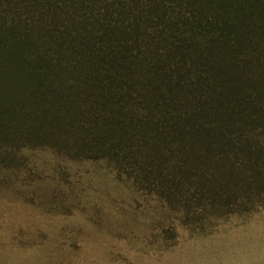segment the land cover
Listing matches in <instances>:
<instances>
[{
	"label": "trees",
	"instance_id": "trees-1",
	"mask_svg": "<svg viewBox=\"0 0 264 264\" xmlns=\"http://www.w3.org/2000/svg\"><path fill=\"white\" fill-rule=\"evenodd\" d=\"M105 162L181 222L264 204V0H0V154Z\"/></svg>",
	"mask_w": 264,
	"mask_h": 264
},
{
	"label": "rangeland",
	"instance_id": "rangeland-1",
	"mask_svg": "<svg viewBox=\"0 0 264 264\" xmlns=\"http://www.w3.org/2000/svg\"><path fill=\"white\" fill-rule=\"evenodd\" d=\"M0 154V264H264V204L186 225L105 162Z\"/></svg>",
	"mask_w": 264,
	"mask_h": 264
}]
</instances>
